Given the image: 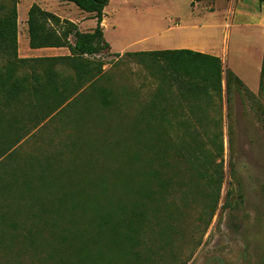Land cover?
Returning a JSON list of instances; mask_svg holds the SVG:
<instances>
[{
    "label": "rangeland",
    "instance_id": "1",
    "mask_svg": "<svg viewBox=\"0 0 264 264\" xmlns=\"http://www.w3.org/2000/svg\"><path fill=\"white\" fill-rule=\"evenodd\" d=\"M17 1L19 21L32 0ZM67 2L71 13L80 10ZM107 4L103 35L113 52L109 47L87 56L102 64L91 81L80 82L70 104L41 120L51 97L35 99L30 87L16 98L0 90V142L23 134L0 161V264L74 259L81 243L94 249L91 239L105 219L126 218L142 199L158 205L155 221L140 234L142 264H264V60L256 93L250 97L226 75L221 92H214L216 117L200 123L154 116V88L174 77L161 56L137 53L169 46L161 42L180 37L172 27L198 15L217 31L223 23L237 26L230 29L227 62L249 70L264 45L252 28L264 30V2ZM17 41L20 57L69 54L30 48L21 29ZM7 61L0 52V68ZM47 65L19 63L16 76L29 86L33 70L42 74ZM50 65L59 82L79 84L67 60ZM100 92L110 104L100 102ZM171 96L174 103L184 99L175 88Z\"/></svg>",
    "mask_w": 264,
    "mask_h": 264
},
{
    "label": "trees",
    "instance_id": "2",
    "mask_svg": "<svg viewBox=\"0 0 264 264\" xmlns=\"http://www.w3.org/2000/svg\"><path fill=\"white\" fill-rule=\"evenodd\" d=\"M63 1H71L81 10L91 13V17L96 19L95 27L91 31H80L74 22L61 19L59 16L41 9L37 4H32L28 9L26 20L29 47L32 49L66 47L69 54L20 57L17 54V0H0V52L8 57L4 70L0 68V90L4 91L7 98H16L30 87L35 99H41L40 101L44 102L51 97L50 102L45 105L46 109L42 113L41 120L51 117L70 104L76 93L81 90L79 85L82 80L91 81L94 78V67L97 63L102 64V62L90 60L87 56L109 48L101 24L104 15L103 9L108 0ZM258 1L264 2V0ZM137 53L164 58L170 76L174 77L172 81L175 89L182 98H196L201 94H204V98H209L214 92H221L222 64L216 56L201 54L189 49H160ZM116 55L119 54L116 53ZM194 57L200 59H194ZM30 60L45 61L48 65L44 66L42 74L33 70L28 86L26 78L16 76V72L19 63ZM58 60L69 62L79 84L69 86L64 81H58L57 72L50 65ZM197 70H202L201 74ZM226 75H230L231 80L242 87L250 97L253 95L232 71L226 70ZM99 94L101 95L100 102L103 105L110 104L104 92ZM37 102L35 100V103ZM154 116L156 117V115ZM201 120L203 119H197L200 123ZM2 124L4 123L0 119V128L4 127L1 126ZM7 125L11 126L13 123L7 122ZM182 126L188 128L190 125L186 121ZM191 133L197 134L196 131ZM4 138L0 142V161L11 153L15 145L23 138V134L21 135L18 131ZM192 142L200 150V142L196 136H193ZM134 206V210L126 218H107L103 221V228L96 237L91 239V244L95 245L94 249L87 246L89 243H81L77 256L74 259L66 256L61 259L60 264H142L140 258L144 240L140 238V234L148 227V223L152 220L155 221L158 205H154L152 200L142 199L137 201Z\"/></svg>",
    "mask_w": 264,
    "mask_h": 264
},
{
    "label": "crops",
    "instance_id": "3",
    "mask_svg": "<svg viewBox=\"0 0 264 264\" xmlns=\"http://www.w3.org/2000/svg\"><path fill=\"white\" fill-rule=\"evenodd\" d=\"M32 4H37L41 9L51 12L59 16L61 19H68L74 22L80 31H91L96 25V19L91 17V13L81 10L79 7L80 10L78 12L71 13L72 6L67 1L32 0V3L27 5L28 8ZM108 5L109 4L105 5L103 9L104 15L101 22L103 29L104 24L106 23V9ZM194 16L196 15H191V18L187 19L185 23L175 24V26L172 27L173 31L171 33L176 34L174 35L175 37L179 33L180 37L174 40L162 41L161 45L169 46H163L161 49H189L201 54L216 56L220 59L222 64V87L225 86L224 78L226 70H230L242 81L244 86L246 85L252 93H256L260 87V76L264 60V45L260 43L261 45L258 47L256 64H254V62H249L250 69L247 70L245 68L243 72L237 68V66L230 65V63L227 62L228 56L231 54L229 47L230 29L237 26L234 24L225 26V23H223L224 30L221 32L216 30L219 27L210 26L208 23L204 22L202 19L203 17L200 18L201 16L197 15L195 18ZM26 17H28V15ZM26 20L27 18L23 17L22 20L18 21L17 14V36H19L20 29L25 36L27 31ZM252 28L259 33V35H257L258 39L264 41V30L258 27ZM109 47L110 52H113L111 51L110 44ZM143 47L145 46L139 45V48ZM64 48L66 47H42L36 49L55 51L53 53L61 51L59 53L62 54V52L66 53L65 50H61ZM259 66V80H257V70ZM250 70H252V72H250ZM163 82V84L159 83L153 91V109L157 118L192 120L216 117L215 113L217 112L216 108L218 102L215 94L209 98H204V94H201L196 98H184L183 100L181 99L174 103L171 99L172 89L175 88L174 82L172 80H166Z\"/></svg>",
    "mask_w": 264,
    "mask_h": 264
}]
</instances>
